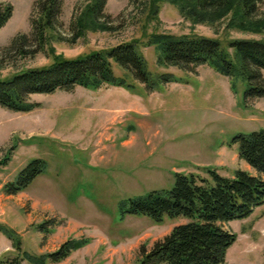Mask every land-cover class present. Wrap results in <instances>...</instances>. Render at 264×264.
Masks as SVG:
<instances>
[{
  "label": "rangeland",
  "instance_id": "1",
  "mask_svg": "<svg viewBox=\"0 0 264 264\" xmlns=\"http://www.w3.org/2000/svg\"><path fill=\"white\" fill-rule=\"evenodd\" d=\"M1 1L12 6L13 14L0 29V79L48 65L51 59L45 52L21 56L9 48L15 37L32 31L30 15L37 0ZM90 1H63L55 22L61 40L49 45L56 55L75 58L109 49L141 33L139 25L128 22L132 0H107L104 13L110 19L105 21L116 30L87 33L72 44L75 18ZM260 12L264 15V7ZM158 17V24L147 27L148 33L197 34L219 39L222 44L233 39L264 41V34L226 32L223 28L216 33L193 25L169 4L162 5ZM21 48L29 52L35 50V44ZM138 49L152 74L170 73L178 81L159 84L154 92L138 86L133 94L116 87L96 91L75 87L71 92L29 95V102L39 104L29 113L0 108V161L16 144L10 160L0 166V228L12 232L11 240L0 232V260L16 255V239L21 253L37 256L56 251L69 239L88 238L92 246L78 253L89 255L99 246L100 264H139L140 247L150 250L186 220L165 218L162 224H155L146 217L126 216L120 221V201L170 189L175 173L204 176L198 167L213 168L224 177H231L235 170L255 174L238 158L237 145L230 142L237 134L264 127V98L249 99L244 106V83L238 82L231 91L229 79L206 65L193 73L161 67L154 47ZM111 68L117 76L124 73L113 62ZM30 133L34 134L27 137ZM34 159L46 163L45 173L18 194H4V184ZM43 221L50 223L45 228L60 225V237L47 240L40 234L36 229ZM223 227L237 236L224 264H264V205L248 218Z\"/></svg>",
  "mask_w": 264,
  "mask_h": 264
},
{
  "label": "trees",
  "instance_id": "2",
  "mask_svg": "<svg viewBox=\"0 0 264 264\" xmlns=\"http://www.w3.org/2000/svg\"><path fill=\"white\" fill-rule=\"evenodd\" d=\"M64 0H37L30 15L32 31L14 38L9 48L21 56L45 52L51 62L43 67L19 71L0 79V108L14 113H29L39 104L29 102L32 94H51L55 91L71 92L75 87L99 90L103 87H120L133 92L142 85L146 92H154L159 84L177 82L170 73L152 74L139 46L154 47L156 62L161 67H174L193 73L199 66H208L214 72L229 79L230 90L235 91L238 82L244 83L242 104L247 100L264 98V41L253 39L226 40L197 34L173 35L150 32L147 27L158 24L163 4L174 7L179 16L193 25H203L218 33L264 34V0H132L133 13L129 24L140 28L138 37L114 47L91 51L75 58H64L54 53L51 41H60L55 22L61 13ZM107 0H91L79 11L74 22L72 44L87 33L113 32L109 15L104 8ZM11 5L0 0V29L12 17ZM134 24V25H135ZM115 29V30H114ZM26 43L35 44V50L23 51ZM18 46V47H17ZM111 62L119 65L123 74L115 75ZM237 145L238 158L244 161L254 175L235 170L231 177H224L209 167H198L199 173H175L174 184L168 190H154L142 196L118 203L119 220L126 216L146 217L155 224L165 218L185 219L156 241L150 250L140 247L139 264H224L228 249L237 236L223 227L224 223L248 218L255 209L264 205V127L257 131L237 134L230 142ZM16 144L10 146L0 161L5 166ZM46 171L41 159L32 160L17 176L4 184L3 192L14 196L25 190ZM43 221L36 229L48 236L53 227L45 228ZM58 224V223H57ZM11 240L12 232L0 228ZM88 238L69 239L51 253L29 255L20 252L16 239L12 258L5 257L0 264H48L60 263L73 252L90 244Z\"/></svg>",
  "mask_w": 264,
  "mask_h": 264
},
{
  "label": "crops",
  "instance_id": "3",
  "mask_svg": "<svg viewBox=\"0 0 264 264\" xmlns=\"http://www.w3.org/2000/svg\"><path fill=\"white\" fill-rule=\"evenodd\" d=\"M199 67H201V66H199ZM203 67V66H202ZM140 86H142V85H140ZM139 86V87H140ZM116 88H120V87H116ZM110 89V88H109ZM122 89H124V88H122ZM111 90V89H110ZM126 90V89H125ZM114 91H118V90H112V92H114ZM127 91V90H126ZM118 92H121V91H118ZM128 92H130V91H128ZM122 93V92H121ZM130 93H132L133 94V92H130ZM126 95V94H125ZM132 96V95H131ZM126 97H130V96H128V95H126ZM118 108V107H117ZM34 133H30V134H28V136L27 137H29V136H31V135H33ZM123 143V145H127V142H122ZM128 217V216H127ZM133 217H135V216H133ZM131 222H137V221H131ZM60 225L58 226V227H56V228H54V231H53V233L52 234H50V235H48L47 237V240H49L50 238H52L53 239V237L55 238V236L56 237H60ZM171 231V230H170ZM61 242H63V240H61ZM102 243V241L100 240L99 241V245ZM61 244V243H60ZM103 244V243H102ZM101 244V245H102ZM59 245H57V247H58ZM90 246H92L91 244H89V245H87L86 247H84V248H88V247H90ZM136 246H138V242H137V245H135V246H132L131 247V249H133V248H136ZM98 247L99 246H96L95 247V251L92 253V252H90V254L89 255H82L81 253H78L79 251H81V250H83V248L82 249H80V250H78V251H76V252H73L69 257H67L64 261H62V262H60V263H55V264H97V263H101V261L103 260V259H97L98 257H97V249H98ZM55 249V248H54ZM54 249H52V250H54Z\"/></svg>",
  "mask_w": 264,
  "mask_h": 264
}]
</instances>
